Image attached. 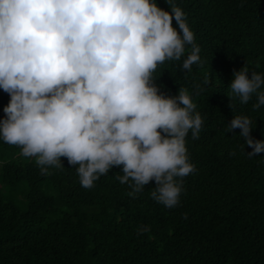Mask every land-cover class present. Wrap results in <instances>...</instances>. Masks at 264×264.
<instances>
[{
  "label": "trees",
  "instance_id": "obj_1",
  "mask_svg": "<svg viewBox=\"0 0 264 264\" xmlns=\"http://www.w3.org/2000/svg\"><path fill=\"white\" fill-rule=\"evenodd\" d=\"M176 2L204 61L182 68L188 44L181 60L154 73L167 95L188 88L204 118L200 135L187 137L196 167L183 177L179 203L153 198L154 179L142 192L121 183L123 165L91 188L66 156L42 174L35 157L0 139V264H264V152L249 156L242 129L226 130L247 113L253 138L264 140V106L253 108L255 94L247 104L229 96L234 70L247 63L264 71V0ZM159 3L171 10L167 0ZM9 102L0 87V121Z\"/></svg>",
  "mask_w": 264,
  "mask_h": 264
},
{
  "label": "clouds",
  "instance_id": "obj_2",
  "mask_svg": "<svg viewBox=\"0 0 264 264\" xmlns=\"http://www.w3.org/2000/svg\"><path fill=\"white\" fill-rule=\"evenodd\" d=\"M167 3L171 10L159 0H0V87L10 94L0 139L35 157L42 174L68 157L87 188L123 165L121 183L142 192L154 179L151 196L177 205L196 167L187 137L200 135L204 118L188 88L167 95L154 73L188 44L182 68L204 61L183 7ZM230 88L231 100L255 94L253 108L264 106V71L245 63ZM237 127L249 156L264 152L249 114L226 124Z\"/></svg>",
  "mask_w": 264,
  "mask_h": 264
},
{
  "label": "rangeland",
  "instance_id": "obj_3",
  "mask_svg": "<svg viewBox=\"0 0 264 264\" xmlns=\"http://www.w3.org/2000/svg\"><path fill=\"white\" fill-rule=\"evenodd\" d=\"M25 157H26V155L23 154V158H25ZM31 157H32V156H31Z\"/></svg>",
  "mask_w": 264,
  "mask_h": 264
}]
</instances>
